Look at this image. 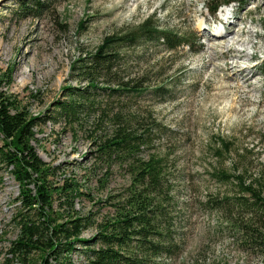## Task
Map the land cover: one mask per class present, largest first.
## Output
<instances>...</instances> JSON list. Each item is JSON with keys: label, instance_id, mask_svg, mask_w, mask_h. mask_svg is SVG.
Wrapping results in <instances>:
<instances>
[{"label": "rangeland", "instance_id": "1", "mask_svg": "<svg viewBox=\"0 0 264 264\" xmlns=\"http://www.w3.org/2000/svg\"><path fill=\"white\" fill-rule=\"evenodd\" d=\"M24 1L0 0L2 89L16 95L29 114L45 116L35 127L32 144L43 161L61 165L57 176L98 170L95 138H88L95 127L94 115H81L76 124L63 119L53 123L46 116L55 113L57 100L65 98V87L85 84L72 76V63L93 52L105 36L122 34L150 15L164 28L190 33L188 45L175 50L165 49L160 42L120 50L121 69L131 75L145 74L149 90L129 98L97 95L94 108L109 115L97 121L98 134L111 129L110 118L120 111L125 116L151 114L161 127L172 130L158 136L153 131L151 144L143 151L145 155L167 151L180 187V243L169 264H264L259 251L233 240L226 212L204 203L207 197L226 195L237 200L241 196L236 185L217 181L212 172L231 171L234 163L246 169L243 174L248 178L264 171V143H260L264 135V0H244L215 14L207 10L210 0H44L40 8L30 7L28 15L20 10ZM213 20L222 22L225 35H230L215 36L212 30L221 27L211 26ZM80 21L81 30L77 28ZM229 41L235 45L225 52ZM161 82L171 85L168 93L157 96L150 88ZM219 137L229 140L238 153L216 158L213 148ZM112 169L126 171L119 165ZM121 183V175L114 174L110 186ZM99 194L93 189L94 197ZM17 196V183L0 166V264L19 263L8 253L18 233L11 220L18 210ZM79 204L87 205L86 201ZM92 233L89 229L84 236Z\"/></svg>", "mask_w": 264, "mask_h": 264}, {"label": "trees", "instance_id": "2", "mask_svg": "<svg viewBox=\"0 0 264 264\" xmlns=\"http://www.w3.org/2000/svg\"><path fill=\"white\" fill-rule=\"evenodd\" d=\"M43 1L26 0L20 10L28 15L30 7L40 8ZM210 1L207 9L212 11L221 4L244 2ZM31 16L39 18V14ZM77 28L83 29V21ZM189 35L164 28L155 15H150L122 34L105 36L93 52L80 55L72 63V76L85 84L65 87V98L57 100L55 113L46 116L53 123L63 119L68 124L78 123L84 114L96 118L88 138H95L98 170L80 176H57L61 165L49 164L38 156L32 142L36 140L35 127L44 122L45 116L29 114L16 95L2 89L4 78L0 76V166L9 171L18 186V210L11 218L18 233L8 248L10 259L18 264H169L180 243V187L167 151L146 155L143 151L151 144L153 131L158 136L172 130L161 127L151 114L125 116L120 111L112 114L111 129L98 134L99 120L109 115L104 110L100 114L94 102L100 93L129 98L149 90L145 74L131 75L121 69L120 50L124 46L160 42L165 49L175 50L189 42ZM261 66L264 68V59ZM8 83L10 77L6 78ZM170 85L161 82L150 90L162 96ZM260 143H264V135ZM217 145L213 148L216 158L236 152L225 138L219 137ZM117 165L125 166L126 171L113 172ZM243 172L246 169L236 163L231 171L212 172L211 177L217 181L236 185L241 196L237 200L226 195L207 197L204 203L223 209L225 222L235 233L233 240L255 248L264 258V171L249 178ZM116 173L123 183L111 187ZM93 189L101 194L94 197ZM82 201L87 205L81 206ZM89 229L93 233L85 237Z\"/></svg>", "mask_w": 264, "mask_h": 264}, {"label": "bare ground", "instance_id": "3", "mask_svg": "<svg viewBox=\"0 0 264 264\" xmlns=\"http://www.w3.org/2000/svg\"><path fill=\"white\" fill-rule=\"evenodd\" d=\"M137 5H138V3H137ZM204 26V25H203ZM202 26V27H203ZM198 27H201V23H199L198 24ZM225 31H226V29H225ZM212 34V33H211ZM230 34H224L221 38L222 39H224V38H226L227 36H229ZM235 44L231 41V43H230V41L226 44V51L225 52H228V51H230L231 50V46H234ZM241 52V51H240ZM243 52H244V50H243Z\"/></svg>", "mask_w": 264, "mask_h": 264}]
</instances>
